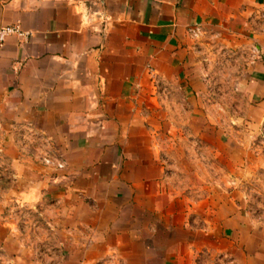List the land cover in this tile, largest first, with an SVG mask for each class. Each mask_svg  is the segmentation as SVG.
Segmentation results:
<instances>
[{
  "label": "crops",
  "instance_id": "0c3cea01",
  "mask_svg": "<svg viewBox=\"0 0 264 264\" xmlns=\"http://www.w3.org/2000/svg\"><path fill=\"white\" fill-rule=\"evenodd\" d=\"M11 25L26 35L0 45L5 262L264 264V227L175 180L193 170L168 161L198 158L186 141L209 130L229 142L263 131L264 0H0Z\"/></svg>",
  "mask_w": 264,
  "mask_h": 264
},
{
  "label": "rangeland",
  "instance_id": "374dc122",
  "mask_svg": "<svg viewBox=\"0 0 264 264\" xmlns=\"http://www.w3.org/2000/svg\"><path fill=\"white\" fill-rule=\"evenodd\" d=\"M229 57L225 55V59H221L219 62L212 63L213 68L218 71L224 70L227 67ZM223 105V104H221ZM225 105V104H224ZM224 107V106H223ZM220 115L228 119L231 113L230 108L224 109L220 112ZM243 129V128H242ZM232 130V128H231ZM187 147L189 146L193 153L199 155L198 158H186L180 160V157L168 158L171 166L177 162L179 165L186 166L189 170H198L199 174L180 173L177 172L174 177L175 180H179L183 184L194 183L198 184L203 182L206 188V197L213 198L217 201L219 197L224 201L225 198H233L237 203V207L247 222L254 229H261L264 227V129L263 131L253 139V142H241L240 140L221 141L216 139L215 132L213 130L207 131V136L204 144L199 146L191 144L186 141ZM1 147H6L5 142H0ZM198 159L199 167H196V160ZM1 167L3 173H0V197L7 189L11 188L13 182V173L7 170L5 165V158L0 157ZM185 167V168H186ZM177 168V167H176ZM211 198H207L210 201ZM212 208V205H207V208ZM181 205H174V210H179ZM26 214V213H25ZM175 229L180 227L179 223L174 220ZM197 224V223H196ZM174 229V230H175ZM179 234L178 229L175 231ZM157 241V244L164 243L165 238L161 237ZM181 237L174 236L172 238L173 245L180 244ZM187 240H197L192 236L185 238ZM201 239V238H198ZM213 239V238H211ZM218 248H223L226 242L221 240L216 243ZM215 244V245H216ZM220 254L216 256V259H220ZM205 256L201 260H205ZM221 262V261H218Z\"/></svg>",
  "mask_w": 264,
  "mask_h": 264
},
{
  "label": "built area",
  "instance_id": "2783aa9c",
  "mask_svg": "<svg viewBox=\"0 0 264 264\" xmlns=\"http://www.w3.org/2000/svg\"><path fill=\"white\" fill-rule=\"evenodd\" d=\"M10 35L24 36L26 34L23 33L21 31V29L19 28V26H17V25L1 27L0 28V45ZM192 37L193 38L198 37V31L197 30H194L192 32ZM40 161L42 162V164H44L47 167H53V168H59V169L63 167V164L60 161H58L56 158H54L53 156H50V155L40 158ZM0 264H8L7 262H5L1 258V255H0Z\"/></svg>",
  "mask_w": 264,
  "mask_h": 264
}]
</instances>
